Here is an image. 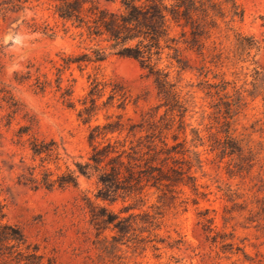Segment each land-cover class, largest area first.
<instances>
[{"label":"rangeland","instance_id":"1","mask_svg":"<svg viewBox=\"0 0 264 264\" xmlns=\"http://www.w3.org/2000/svg\"><path fill=\"white\" fill-rule=\"evenodd\" d=\"M8 1L0 0V89L20 110L11 115L0 99V207L42 263L264 264V0H234L238 15L213 0L211 18L199 20L200 47L171 24L183 68L164 48L156 60L168 74L163 90L132 58L92 61L107 43L80 35L49 0H26L19 10H6ZM67 57L84 61L65 65ZM117 117L142 125L144 144L175 146L153 164L176 185L149 183L109 201L96 197L95 174L64 187L38 184L43 171L54 179L86 161L90 129ZM22 125L30 130L19 135ZM34 138L54 141L57 154L34 156ZM32 171L37 186L26 180ZM95 205L135 215L128 232L97 229Z\"/></svg>","mask_w":264,"mask_h":264},{"label":"trees","instance_id":"2","mask_svg":"<svg viewBox=\"0 0 264 264\" xmlns=\"http://www.w3.org/2000/svg\"><path fill=\"white\" fill-rule=\"evenodd\" d=\"M49 1L53 4L54 13L81 30L80 35L85 33L91 40L99 39L107 43L106 46H97L92 50V61L100 62L110 53L132 58L139 62L142 69H147L148 75L154 78L160 90L165 88L168 74L157 68L156 60L160 58L164 48L174 51L173 58L183 68V61L176 46L178 40L169 35L171 24L180 28L181 36L189 33V40L185 39L184 43L192 48L200 47L202 30L199 20L211 18L208 7L215 10L213 0H120L117 11L102 7L97 0ZM224 1L229 4L232 14L238 15L235 1ZM24 2L26 0H10L6 3L8 4L6 10H19ZM82 61L84 59L81 57L63 58L65 65L79 64ZM0 99L7 104L11 115L19 112L17 102L3 89H0ZM91 103H94L93 99ZM85 112L88 114V109H85ZM29 130V125H22L18 134H27ZM142 131V125L125 124L121 121V117L103 125L93 126L88 135L91 150L86 161H76L73 169L67 168L66 172L56 175L54 179L51 178L50 172L43 171L38 184L47 189L54 186L64 187L75 185L78 174L84 176L95 174L100 185L96 197L109 201H114L120 196L140 193L149 183L152 186L176 185L178 181L172 179L161 165L153 164L157 160L162 164L170 158L169 154L175 146L157 150L156 144L143 143ZM123 133L125 137L121 140L120 135ZM108 135L110 137H107ZM129 138L132 139L126 146ZM163 145L165 146L166 143ZM30 149L34 156L57 154L55 142L52 140L46 142L34 138L30 141ZM160 154L166 156L160 158ZM171 171L177 175L181 174V170L171 169ZM26 180L37 186L33 171ZM124 208L130 209V207ZM90 212L93 224L98 226L97 229L104 230L112 226V229L120 235L128 232L130 219L135 217L129 215L121 218L105 206L98 205L93 206ZM115 238L113 236L114 240ZM37 251V246L27 243L18 226L4 220V213L0 207V264H12L8 260L14 261V264H43V256ZM47 264H51V261L48 260Z\"/></svg>","mask_w":264,"mask_h":264}]
</instances>
